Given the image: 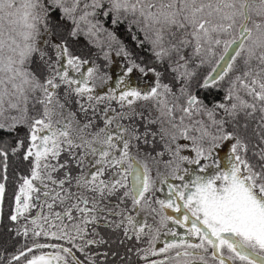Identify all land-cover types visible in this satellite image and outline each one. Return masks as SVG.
Here are the masks:
<instances>
[{
  "label": "snow or ice",
  "instance_id": "6c2138e0",
  "mask_svg": "<svg viewBox=\"0 0 264 264\" xmlns=\"http://www.w3.org/2000/svg\"><path fill=\"white\" fill-rule=\"evenodd\" d=\"M5 215L0 264H264V0H0Z\"/></svg>",
  "mask_w": 264,
  "mask_h": 264
},
{
  "label": "flooded vegetation",
  "instance_id": "af4514ba",
  "mask_svg": "<svg viewBox=\"0 0 264 264\" xmlns=\"http://www.w3.org/2000/svg\"><path fill=\"white\" fill-rule=\"evenodd\" d=\"M23 133V129L20 130ZM10 226L9 221L7 220V215L4 217L3 223H1V239H0V252H4L5 256L10 253H13L16 248H18L21 243H23L22 238L14 237L12 233L8 231Z\"/></svg>",
  "mask_w": 264,
  "mask_h": 264
},
{
  "label": "trees",
  "instance_id": "16d2710c",
  "mask_svg": "<svg viewBox=\"0 0 264 264\" xmlns=\"http://www.w3.org/2000/svg\"><path fill=\"white\" fill-rule=\"evenodd\" d=\"M0 239H1V223H0Z\"/></svg>",
  "mask_w": 264,
  "mask_h": 264
},
{
  "label": "rangeland",
  "instance_id": "374dc122",
  "mask_svg": "<svg viewBox=\"0 0 264 264\" xmlns=\"http://www.w3.org/2000/svg\"><path fill=\"white\" fill-rule=\"evenodd\" d=\"M138 75V74H137Z\"/></svg>",
  "mask_w": 264,
  "mask_h": 264
}]
</instances>
